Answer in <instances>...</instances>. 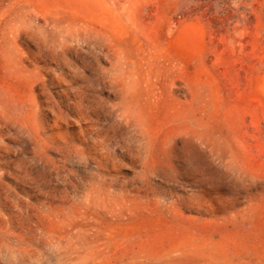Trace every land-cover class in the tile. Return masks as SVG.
Listing matches in <instances>:
<instances>
[{"label":"rangeland","instance_id":"rangeland-1","mask_svg":"<svg viewBox=\"0 0 264 264\" xmlns=\"http://www.w3.org/2000/svg\"><path fill=\"white\" fill-rule=\"evenodd\" d=\"M0 264H264V0H0Z\"/></svg>","mask_w":264,"mask_h":264}]
</instances>
